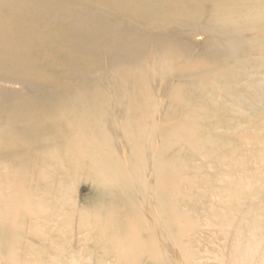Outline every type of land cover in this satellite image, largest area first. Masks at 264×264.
<instances>
[{"label":"rangeland","instance_id":"1","mask_svg":"<svg viewBox=\"0 0 264 264\" xmlns=\"http://www.w3.org/2000/svg\"><path fill=\"white\" fill-rule=\"evenodd\" d=\"M206 65L198 67L209 98H182L175 106L193 109L161 117L148 170L144 131L128 143L127 160H112L113 147L101 145L110 135L90 127L71 128L85 137L50 142L52 154L27 167L0 161V264H244L255 247L251 264H261L264 121L251 119L255 94L238 91L239 71L215 79L225 65Z\"/></svg>","mask_w":264,"mask_h":264},{"label":"bare ground","instance_id":"2","mask_svg":"<svg viewBox=\"0 0 264 264\" xmlns=\"http://www.w3.org/2000/svg\"><path fill=\"white\" fill-rule=\"evenodd\" d=\"M201 64L225 65L215 79L239 71L238 91L255 94L251 119L264 121L255 103L264 97V0H0V161L27 167L52 154L50 142L81 139L74 129L90 127L110 135L101 145L113 147L112 160H127L128 143L144 131L148 170L161 117L193 109H178L182 98H209Z\"/></svg>","mask_w":264,"mask_h":264}]
</instances>
